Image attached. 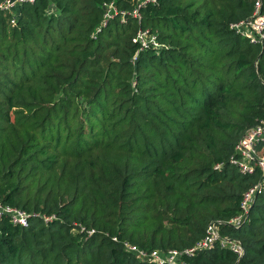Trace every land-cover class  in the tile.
<instances>
[{
    "label": "trees",
    "instance_id": "trees-1",
    "mask_svg": "<svg viewBox=\"0 0 264 264\" xmlns=\"http://www.w3.org/2000/svg\"><path fill=\"white\" fill-rule=\"evenodd\" d=\"M109 1L136 3L36 0L14 25L0 10V202L39 213L2 216L0 264H154L124 242L182 250L212 222L243 255L217 242L186 260L264 264V191L226 223L260 179L230 155L264 118V40L230 24L264 0H159L103 24ZM139 29L160 48L133 59Z\"/></svg>",
    "mask_w": 264,
    "mask_h": 264
},
{
    "label": "built area",
    "instance_id": "built-area-1",
    "mask_svg": "<svg viewBox=\"0 0 264 264\" xmlns=\"http://www.w3.org/2000/svg\"><path fill=\"white\" fill-rule=\"evenodd\" d=\"M36 0H0V10L10 13V24H16L18 17V8L24 3H34ZM159 0H136L132 10H122L116 7L113 1L103 2V24L115 16H120V20L124 21L127 15L134 18L140 17V9L147 4H156ZM230 27L238 34L247 37L250 42L260 44L264 40V12L261 11L259 1L254 3L251 16L243 20L231 23ZM134 41L139 43V48L133 59H136L139 51L146 48H160L155 33H151L148 29H139L134 37ZM264 142V118L260 120L254 127L246 130L239 139L233 153L230 155L231 164L235 165L242 174L250 175L255 171H259L260 179L248 188L240 200V208L238 214L226 221L227 224L238 227L245 216L248 214L250 207L253 205L255 197L264 191V155L257 151V146ZM216 167H219L217 164ZM9 215L12 222L19 225H27L29 218L38 216L39 213H29L26 210L0 202V220L3 215ZM52 216H44L46 221ZM219 243L221 247L230 249L239 259L243 255V247L235 239L221 237L214 222L207 227L204 237L196 242L193 246L179 250L169 249L160 251L157 249L145 250L130 243L124 242V246L133 252L138 258L148 260L154 264H192L186 260L185 256H192L197 251L212 247L215 243ZM237 264V263H236Z\"/></svg>",
    "mask_w": 264,
    "mask_h": 264
}]
</instances>
